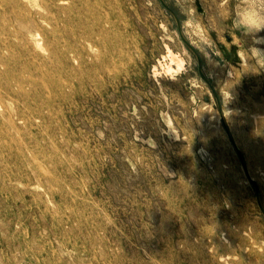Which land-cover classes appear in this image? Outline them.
Here are the masks:
<instances>
[{
  "label": "rangeland",
  "instance_id": "obj_1",
  "mask_svg": "<svg viewBox=\"0 0 264 264\" xmlns=\"http://www.w3.org/2000/svg\"><path fill=\"white\" fill-rule=\"evenodd\" d=\"M42 1L0 0V264H201L219 228L264 264V30L234 25L241 0H62L56 26Z\"/></svg>",
  "mask_w": 264,
  "mask_h": 264
},
{
  "label": "bare ground",
  "instance_id": "obj_2",
  "mask_svg": "<svg viewBox=\"0 0 264 264\" xmlns=\"http://www.w3.org/2000/svg\"><path fill=\"white\" fill-rule=\"evenodd\" d=\"M59 1L62 0L42 1V6H40L42 13L41 11H36L41 21H45L47 24H52L53 26L58 25L60 16L57 17L56 12L60 10V6L62 7V5H59ZM34 21L35 29L42 32L44 30V24H41L37 20ZM9 144L5 143L6 147ZM199 241L201 242V247H203L201 254L207 256L203 261L198 259L197 262L201 264H249V262H252L250 260H257L256 257H258L255 250H248V246L244 243V239L241 236H233L231 231L224 228L209 229ZM185 244L186 242L182 241L181 254L183 255L186 254Z\"/></svg>",
  "mask_w": 264,
  "mask_h": 264
},
{
  "label": "clouds",
  "instance_id": "obj_3",
  "mask_svg": "<svg viewBox=\"0 0 264 264\" xmlns=\"http://www.w3.org/2000/svg\"><path fill=\"white\" fill-rule=\"evenodd\" d=\"M233 23L250 34L264 30V0H241Z\"/></svg>",
  "mask_w": 264,
  "mask_h": 264
}]
</instances>
